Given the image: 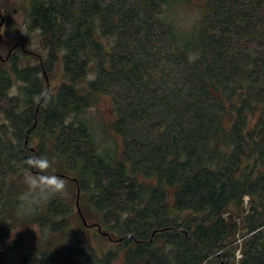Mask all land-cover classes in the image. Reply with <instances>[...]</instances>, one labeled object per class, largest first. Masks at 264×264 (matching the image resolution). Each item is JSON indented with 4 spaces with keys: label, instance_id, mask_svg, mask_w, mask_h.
<instances>
[{
    "label": "trees",
    "instance_id": "obj_1",
    "mask_svg": "<svg viewBox=\"0 0 264 264\" xmlns=\"http://www.w3.org/2000/svg\"><path fill=\"white\" fill-rule=\"evenodd\" d=\"M191 2L31 1L44 53L0 60V264L30 156L75 200L24 215L20 264H264V0H204L187 31Z\"/></svg>",
    "mask_w": 264,
    "mask_h": 264
},
{
    "label": "rangeland",
    "instance_id": "obj_2",
    "mask_svg": "<svg viewBox=\"0 0 264 264\" xmlns=\"http://www.w3.org/2000/svg\"><path fill=\"white\" fill-rule=\"evenodd\" d=\"M32 0H0V35L4 37V51L5 56L8 50L16 43V41H23L26 44V48L44 53L43 46L41 44L40 31L31 29V19L29 16L30 4ZM191 4H186L183 7L182 13L180 12V26L184 27L187 31L192 27L195 19L201 11L204 0H191ZM36 61L33 59H27L23 62L24 65L34 64ZM53 79L51 81V87L56 90L61 83V70L53 73ZM22 83L18 82L11 91V94H16L19 91V87ZM100 112L105 116H110V103L105 101L99 106ZM59 168L56 162H53L49 170L54 173ZM36 175L32 171H27L23 177H17L19 183L18 198L21 200L22 207L15 213V218L18 219V224L10 231L9 236L6 238V246L9 250H5L1 257V264H20L21 256L28 255L30 249L41 243V229L36 224L26 223V214H33L36 211L45 212L48 208V204L52 196L62 193L72 201L75 198L72 196V192L68 190L65 183V187L60 192L50 193L46 197H41L40 190L37 187L29 185L25 177L27 175ZM22 215V216H20ZM13 217V219H14ZM85 239L97 248H106V242L97 240L92 233H87ZM14 242L23 244L16 250H13L12 244ZM30 255V254H29ZM30 258V257H29ZM115 264H123V259H119Z\"/></svg>",
    "mask_w": 264,
    "mask_h": 264
},
{
    "label": "clouds",
    "instance_id": "obj_3",
    "mask_svg": "<svg viewBox=\"0 0 264 264\" xmlns=\"http://www.w3.org/2000/svg\"><path fill=\"white\" fill-rule=\"evenodd\" d=\"M23 164L28 166V170L32 168L41 170L39 174L27 175L25 180L29 185L39 188L42 198L50 193L60 192L64 189V179L46 171L50 168V161L48 158L44 156H30L23 161Z\"/></svg>",
    "mask_w": 264,
    "mask_h": 264
},
{
    "label": "flooded vegetation",
    "instance_id": "obj_4",
    "mask_svg": "<svg viewBox=\"0 0 264 264\" xmlns=\"http://www.w3.org/2000/svg\"><path fill=\"white\" fill-rule=\"evenodd\" d=\"M26 45L24 44L23 41H16V43L8 50V53L6 54L5 57H3L0 53V60H7L9 62L8 64L10 65L11 60L14 59L15 54H21L23 51L27 50ZM21 51V52H20ZM20 52V53H18Z\"/></svg>",
    "mask_w": 264,
    "mask_h": 264
},
{
    "label": "water",
    "instance_id": "obj_5",
    "mask_svg": "<svg viewBox=\"0 0 264 264\" xmlns=\"http://www.w3.org/2000/svg\"><path fill=\"white\" fill-rule=\"evenodd\" d=\"M1 39H2V36L0 35V41H1ZM77 207H78L79 213L82 215L81 209L79 207V202H77ZM83 220H84V223L87 225V221L85 220V218H83Z\"/></svg>",
    "mask_w": 264,
    "mask_h": 264
}]
</instances>
